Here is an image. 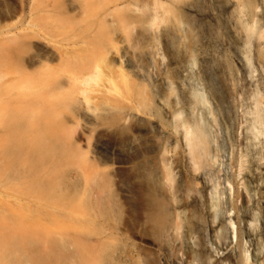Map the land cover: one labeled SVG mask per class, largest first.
<instances>
[{
    "label": "rangeland",
    "instance_id": "obj_1",
    "mask_svg": "<svg viewBox=\"0 0 264 264\" xmlns=\"http://www.w3.org/2000/svg\"><path fill=\"white\" fill-rule=\"evenodd\" d=\"M112 1L0 0V46L27 47L25 66L40 56L53 67L61 55L92 58L84 75L66 63L53 74L72 85L58 120L64 145L78 149L66 169L85 199L70 219H51L24 205L45 204L31 186L7 188L0 177V228L12 218L26 235L39 227L11 260L264 264V51L243 33L251 18L254 30L264 27V1L234 17L223 12L227 0H126L122 14ZM23 71L6 63L0 77L22 81ZM229 214L232 242L220 227Z\"/></svg>",
    "mask_w": 264,
    "mask_h": 264
},
{
    "label": "bare ground",
    "instance_id": "obj_2",
    "mask_svg": "<svg viewBox=\"0 0 264 264\" xmlns=\"http://www.w3.org/2000/svg\"><path fill=\"white\" fill-rule=\"evenodd\" d=\"M257 1L227 0L223 4L222 9L230 17L236 16L235 13H237L238 8L249 9L255 13ZM112 2L117 7L115 8L118 9L119 14L120 12L122 14L129 10L130 1L127 3L126 0H113ZM240 12L238 13L241 18L243 16H241ZM245 22L246 28L243 32L244 35L252 34L259 52L264 51V27H259L254 30L255 19L253 18ZM233 26H237V23L236 25L234 23ZM229 48L233 50V58L239 67L240 77L246 83L248 79L246 78V64L244 59L241 53L235 48L231 46ZM27 51V47L19 51L18 49L8 48L4 45L0 46V67L4 66V64L6 65V63L20 64L24 70L23 75L25 77L21 78L22 81L16 80L17 83L14 80L12 82H2V77H0V177L7 179L6 184H4L7 188L14 185H25L28 187L31 186V188L38 192L45 201V204H24L29 208L31 207L35 213L51 219H59L60 217L70 219L71 215L69 212L73 209L71 207L75 206L74 208H79L77 206H79L80 201L84 200L85 197L83 196L84 199H82L81 194H78L76 191L77 184L72 182V175L66 169V165L69 164V161L73 157L75 158L78 149L75 145H64L66 132L58 120V115L61 109L70 100L74 99L70 98L66 90L72 86L71 82L69 80L60 82L57 78H53V74L56 73L55 71L60 65L66 63L68 69L72 72L84 75L90 71L91 64L89 63L92 58L91 56L80 58L83 56L78 55L80 56L78 57L75 54L76 57L72 56L73 58L69 61L66 57L67 55L64 58L61 55L59 60L57 59L59 61L58 67L56 65L53 67L50 66L54 65L51 64L54 61L53 59L48 60L40 56L31 59L27 66H25L20 57L21 54H25ZM49 63L50 65H47ZM257 64L260 68L264 69V58H258ZM26 80L32 81L30 83ZM21 82H24L27 88L24 91H20L21 93L14 94V91H17L16 84L18 86ZM189 134H186V137L188 139L191 138L190 142L192 145L190 146L192 149H195V144H193L194 139H192L193 135ZM103 149L111 154L116 153L115 149ZM262 198H264V193ZM4 203H7V201H4ZM82 203L81 205L85 204L84 201ZM7 206L10 205H5V207ZM67 210H69L68 213ZM221 221L220 227L223 228L226 226L230 231V241H234L237 234L234 231V223L231 215H226ZM18 223L17 219L12 218L6 226L4 225L0 228V264H15L11 260L13 250L32 245L31 240L34 238L32 235L34 232L39 231V227L31 223L28 226L32 227V230L26 235V229ZM26 223L28 224L29 220ZM239 237L241 238L242 236ZM47 243V246L50 245V247L48 246L49 248L47 247L48 249L53 250L56 248L57 244L55 245L51 238ZM82 247L84 249L81 250L80 254L82 255L84 252L87 262H89L88 256L91 255L89 253H93L94 250L91 244L82 245ZM83 258L80 260L82 263H86V259L84 260ZM57 262L54 264H57Z\"/></svg>",
    "mask_w": 264,
    "mask_h": 264
}]
</instances>
